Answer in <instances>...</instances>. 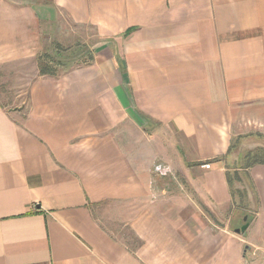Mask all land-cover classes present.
I'll return each instance as SVG.
<instances>
[{"label":"crops","instance_id":"0c3cea01","mask_svg":"<svg viewBox=\"0 0 264 264\" xmlns=\"http://www.w3.org/2000/svg\"><path fill=\"white\" fill-rule=\"evenodd\" d=\"M62 14L100 41L24 107L0 98V264L243 263L260 220L264 239L244 142L264 134V0H0V75Z\"/></svg>","mask_w":264,"mask_h":264},{"label":"rangeland","instance_id":"374dc122","mask_svg":"<svg viewBox=\"0 0 264 264\" xmlns=\"http://www.w3.org/2000/svg\"><path fill=\"white\" fill-rule=\"evenodd\" d=\"M100 39L95 35L94 30L89 26L83 25H74L67 16L63 15L60 17V20L55 24V29L49 32L43 40V51L40 55L38 61L30 60L24 61L22 63H14L6 66L3 70V73L0 75V98L7 99L9 101L8 109L17 108V106L22 105L23 107L27 103V90L30 82L36 78V74L40 75L39 68L41 63L43 66H62L65 64L67 67L78 65L83 60H86L93 51L92 46L96 43H99ZM78 59L76 60H71ZM80 58L82 61H80ZM68 64V65H67ZM61 68V67H57ZM66 68V67H65ZM238 123V121H237ZM252 124V126H250ZM248 124L237 126L240 133L244 135H250L254 133V121ZM258 135L254 136L255 139L244 138L245 141L256 140L258 143L262 144L259 147L264 150V134L256 132ZM254 133V134H256ZM239 194V193H238ZM240 194L238 195V202L241 204V198L239 199ZM119 205V204H118ZM251 209L253 210V203H249ZM128 207L133 206L128 204ZM110 205L103 206L101 209H95V214L102 223H111L107 219H114L118 217L119 213H114L109 209ZM126 208V207H125ZM263 210H261V219L264 217ZM238 215V214H237ZM243 215V213H242ZM242 215L238 216V219L242 218ZM252 213L246 215L245 217L250 218ZM245 219L244 223H246ZM116 222V221H114ZM262 223L259 221V224L253 225L247 229L245 232L248 237H251L254 240V245L257 247V250L253 254L251 251L245 256V261L241 264H261L264 262V239L260 238L262 235ZM112 224V223H111ZM107 225V224H106ZM234 227V225H232ZM239 228V227H238ZM235 230V229H234Z\"/></svg>","mask_w":264,"mask_h":264},{"label":"trees","instance_id":"16d2710c","mask_svg":"<svg viewBox=\"0 0 264 264\" xmlns=\"http://www.w3.org/2000/svg\"><path fill=\"white\" fill-rule=\"evenodd\" d=\"M41 55V54H40ZM89 57H88V59L90 58V60H92V56L89 54L88 55ZM39 59H40V57H39ZM71 60H76V61H78V59H73V58H71ZM80 61H82L81 60V58H80ZM84 61V60H83ZM81 63V62H80ZM79 63V64H80ZM42 65V67L41 68H39V72H40V75H45V74H49V75H54V74H56L59 70H61V69H63V68H68L64 63L63 64H61L62 66H56V65H54V66H51V67H48V66H43V63H41L40 64V66ZM68 65V64H67ZM57 67H61V68H57ZM248 162L250 163V164H255V163H261V162H264V150L263 149H261V148H259L257 151H256V153L254 154V155H252V156H250L249 158H248Z\"/></svg>","mask_w":264,"mask_h":264},{"label":"built area","instance_id":"2783aa9c","mask_svg":"<svg viewBox=\"0 0 264 264\" xmlns=\"http://www.w3.org/2000/svg\"><path fill=\"white\" fill-rule=\"evenodd\" d=\"M209 166H210L209 163H203L202 164V167L208 168ZM151 171H152V173L158 174L160 176H164V177L169 176V177L174 178V172L171 169V167L162 161H158V162L154 163V165L151 168ZM256 250H257V247H253L252 253L254 254ZM263 264H264V262H263Z\"/></svg>","mask_w":264,"mask_h":264},{"label":"water","instance_id":"95a60500","mask_svg":"<svg viewBox=\"0 0 264 264\" xmlns=\"http://www.w3.org/2000/svg\"><path fill=\"white\" fill-rule=\"evenodd\" d=\"M244 219H246V217H244ZM246 228H247V224L245 223L242 226H240L239 228H236L234 231L236 233H241V232H244L246 230Z\"/></svg>","mask_w":264,"mask_h":264}]
</instances>
